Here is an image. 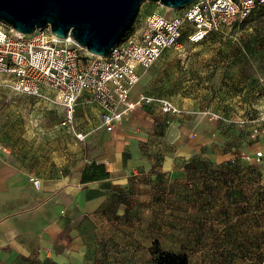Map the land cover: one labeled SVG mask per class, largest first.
I'll return each instance as SVG.
<instances>
[{"label": "crops", "instance_id": "0c3cea01", "mask_svg": "<svg viewBox=\"0 0 264 264\" xmlns=\"http://www.w3.org/2000/svg\"><path fill=\"white\" fill-rule=\"evenodd\" d=\"M160 76L152 65L132 95L168 97L181 114L138 107L108 131L98 103H79L90 118L80 129L84 151L53 174L38 175L15 163L0 144V264H156V240L165 251L188 253L185 236L205 231L195 224L193 204L202 189L208 196L210 183L222 179L217 175H227L240 152L218 138L223 128L214 120L162 94ZM253 148L254 154L264 151V134ZM243 160L239 168L246 174V165L256 161ZM93 171L96 179L89 180ZM32 177L41 179L39 187Z\"/></svg>", "mask_w": 264, "mask_h": 264}, {"label": "rangeland", "instance_id": "374dc122", "mask_svg": "<svg viewBox=\"0 0 264 264\" xmlns=\"http://www.w3.org/2000/svg\"><path fill=\"white\" fill-rule=\"evenodd\" d=\"M177 11L144 1L129 34L142 32L149 13L172 16ZM153 67L161 74L162 94L194 113L218 112L219 119L204 117L223 128L218 138L226 147L240 152L227 175H217L222 179L217 177L216 185L210 183L207 197L201 190L193 209L199 213L195 224L205 231L186 235L184 249L194 264H264L263 165L249 163L246 174L239 168L245 166V156L254 155L253 127L261 125L264 115V6L231 31L210 32L181 52L164 51ZM46 90L44 96H33L15 91L9 80L0 82V144L10 159L38 175L70 165L84 151L86 135L80 129L90 125V118L77 108L75 125L64 126V108L53 101V91ZM78 132L85 135L83 140ZM193 241L198 244L192 246Z\"/></svg>", "mask_w": 264, "mask_h": 264}, {"label": "built area", "instance_id": "2783aa9c", "mask_svg": "<svg viewBox=\"0 0 264 264\" xmlns=\"http://www.w3.org/2000/svg\"><path fill=\"white\" fill-rule=\"evenodd\" d=\"M261 6L264 0H193L172 16L152 12L145 16L140 34L124 36L106 56L90 53L72 36L57 37L50 26L25 34L1 22L0 82L9 80L15 91L33 96H43L44 88H50L53 101L64 108L63 125L68 127L76 123L79 103H98L108 131L138 107L157 105L164 113L179 115L182 108L168 97L144 92L132 95L144 72L164 51L181 52L187 43L201 42L210 32L231 31ZM203 113L210 119L220 118L211 109ZM260 121L264 123V115ZM262 134V125L253 127L254 137ZM76 135L85 138L82 132ZM245 159L262 162L264 151ZM32 181L36 187L41 185L40 178L32 177Z\"/></svg>", "mask_w": 264, "mask_h": 264}, {"label": "water", "instance_id": "95a60500", "mask_svg": "<svg viewBox=\"0 0 264 264\" xmlns=\"http://www.w3.org/2000/svg\"><path fill=\"white\" fill-rule=\"evenodd\" d=\"M144 1L180 10L193 0H0V22L25 34L50 26L90 53L106 56L120 43Z\"/></svg>", "mask_w": 264, "mask_h": 264}, {"label": "trees", "instance_id": "16d2710c", "mask_svg": "<svg viewBox=\"0 0 264 264\" xmlns=\"http://www.w3.org/2000/svg\"><path fill=\"white\" fill-rule=\"evenodd\" d=\"M130 29L128 30L126 35H129ZM106 174L107 173L104 172L103 174L99 176H104ZM85 178L88 179V177H85ZM94 179H96L95 171H93V174L91 175L89 180H94ZM89 180H86V181H89ZM151 252H152V255H153V258L156 264H190V258L186 253L175 254V253L165 251L161 248L158 240H156L153 243L151 247Z\"/></svg>", "mask_w": 264, "mask_h": 264}, {"label": "bare ground", "instance_id": "6f19581e", "mask_svg": "<svg viewBox=\"0 0 264 264\" xmlns=\"http://www.w3.org/2000/svg\"><path fill=\"white\" fill-rule=\"evenodd\" d=\"M169 10V9H168ZM167 14V13H166Z\"/></svg>", "mask_w": 264, "mask_h": 264}]
</instances>
